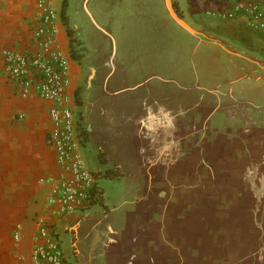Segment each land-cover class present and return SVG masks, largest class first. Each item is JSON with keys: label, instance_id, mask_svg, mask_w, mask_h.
<instances>
[{"label": "crops", "instance_id": "0c3cea01", "mask_svg": "<svg viewBox=\"0 0 264 264\" xmlns=\"http://www.w3.org/2000/svg\"><path fill=\"white\" fill-rule=\"evenodd\" d=\"M115 1L102 5V25L116 42L114 74L121 76L112 92L114 112L102 106V90L82 108L88 134L83 148H89L84 159L91 168L93 155L96 172L117 184L107 189L99 182L102 203L52 218L48 180L59 167L48 137L49 103L17 95L3 70L5 50L33 47L38 0H0V264H33L39 217L54 221L74 264H264V69L190 35L191 59L209 48L245 61L227 77L235 85L227 99L222 90L218 94L228 116L212 123L217 136L207 138L208 123L187 118L188 98L171 102L176 88L205 91L195 88L199 80L186 83L166 71V58H153L132 28L137 22L144 26L138 34L146 35V27L158 23L175 39L178 25L164 0L157 12L146 0ZM233 1L174 0L196 28L264 60V28L250 26L246 15L218 16ZM51 2L60 11L62 0ZM59 37L69 49L63 22ZM73 67L77 87L83 75L74 61Z\"/></svg>", "mask_w": 264, "mask_h": 264}, {"label": "built area", "instance_id": "2783aa9c", "mask_svg": "<svg viewBox=\"0 0 264 264\" xmlns=\"http://www.w3.org/2000/svg\"><path fill=\"white\" fill-rule=\"evenodd\" d=\"M33 22V47L3 52V70L22 98L37 96L49 103L48 137L59 167L48 181L52 187L47 207L52 218L72 211H87L102 203L104 193L98 172L84 159L75 70L69 49L62 46L60 11L51 0H38ZM246 15L252 27L264 28V0H234L218 16L231 19ZM33 248V264H74L66 254L52 219L39 217ZM17 237V235H16Z\"/></svg>", "mask_w": 264, "mask_h": 264}, {"label": "flooded vegetation", "instance_id": "af4514ba", "mask_svg": "<svg viewBox=\"0 0 264 264\" xmlns=\"http://www.w3.org/2000/svg\"><path fill=\"white\" fill-rule=\"evenodd\" d=\"M112 3V4H111ZM116 1L115 0H94L93 4V12L95 16L99 19H102V5H115ZM177 8V4H175ZM97 9H99L98 12ZM73 27L76 29V32H80L77 29L76 22H73ZM106 39L110 41L107 37ZM180 41L182 42V39L179 38ZM111 43V42H110ZM182 44V43H181ZM193 49V47H192ZM189 48L188 53L192 50ZM69 53H70V46H69ZM79 60H75L72 57V60L76 62L79 67L81 68V73L84 76V80L81 81L80 83L77 84V87L75 89V99L78 104V115H79V120L81 123V126L85 129L86 124L84 122V109L82 106L86 103L85 100H89L90 97L98 95L100 91L102 90V106L106 102L113 101L112 98V92L115 88V84L117 83L118 80H120L121 76L120 75H112L109 79L108 85L109 88L106 89L104 86V80L106 75L108 74L110 68L106 60L100 59V55L97 53H92L89 52L88 49L85 47L84 50H78L77 51ZM71 56V54H70ZM189 55H187V62H186V68L185 69H180L177 70L174 68L175 61L172 59L166 58L164 61V66L163 68L167 71H176L178 73V77L182 81H186V83H191V82H196L197 80L200 81L201 85L204 86H210V88H216L217 90L214 91L213 93H209L203 90H195V91H184L181 89L176 88L175 91L171 92V102L174 105H178L180 102L182 103L181 98H193L194 102L193 107H190L192 104V100H187V118L189 119H196L197 121L208 123L210 126V130L207 131L208 137H216L217 134L214 131L215 129L213 128L215 124V121L220 120L225 121V117L228 116L227 113V106L226 104H221L218 106V94L220 90H222L223 96H221L222 99H227L226 92L230 87H234L235 85L228 81L227 77L232 78L233 75V70H239L235 64L242 63L245 64V61L242 59L236 58L234 56L230 57L228 54L221 52L219 50H212L209 48H200L197 50L195 53L193 59L195 62V66H192L190 64V61L188 60ZM160 59H154V63L158 65V63L163 64L162 62H159ZM221 62V67H220V72L217 73L215 71V66L218 64V62ZM188 67V68H187ZM162 68V69H163ZM84 72V74H83ZM229 73V74H228ZM234 76V75H233ZM204 79L205 82H209L208 80H214L215 82L211 83L210 85L203 84L202 78ZM82 80V79H81ZM154 83H163L161 80L154 79ZM170 84L173 85L171 82ZM225 94H224V93ZM156 94H162V93H157ZM126 94L125 96H127ZM179 95V96H178ZM129 100V99H128ZM259 111L260 108L252 109ZM212 128V129H211ZM212 131V132H211Z\"/></svg>", "mask_w": 264, "mask_h": 264}, {"label": "rangeland", "instance_id": "374dc122", "mask_svg": "<svg viewBox=\"0 0 264 264\" xmlns=\"http://www.w3.org/2000/svg\"><path fill=\"white\" fill-rule=\"evenodd\" d=\"M83 1L84 0L79 1V4H77L75 8L76 12L78 13L74 16L75 19L74 21L77 24V27L80 31L79 32L80 35H82V38L85 41V45L88 51L92 52L93 54L94 53H97V55L99 54L100 59L106 60L110 68L109 57L112 52V43H110V41L106 39V36L91 23L90 19L83 11ZM92 3H94V0L92 1ZM146 4L147 6H149L150 8L154 9L157 12L161 7L162 2L161 0H146ZM89 7L91 8L90 5ZM153 20H155V17L153 18ZM98 22L102 25V19H98ZM143 27L144 26H142L141 24L139 25L137 22L133 23L132 25V28L135 31V36L138 39L139 45L142 46L144 50L148 49V51L151 52L150 55H152L153 58L155 56H161L163 58H168V59L170 58L174 61L176 60L174 64V68L180 70L186 68L187 55H189L188 60L190 61V64H192V66H195L194 59H191V54L188 53L189 48H191L193 38L187 32H185L178 26H175V33H174L175 39L168 38V32L164 27H162L158 23H156V25H152L150 23V25L146 27V29H148L147 31L149 32L148 34L146 35L145 33L138 34V30L139 31L144 30ZM178 37L182 39V42L179 40ZM167 39H173V42L172 43L167 42ZM177 41L180 43H177ZM220 67H221V62L219 61L218 64L215 66V71L217 73L220 72ZM201 79L203 84L206 85H210L211 83L215 82L214 80H208L209 82H205L203 77ZM83 80H84V76H82L81 81ZM188 99L192 100V104L189 105H191L190 107H193L194 97L193 98L189 97ZM113 105L114 102L110 101V102H106L103 106L109 107L113 113L114 112ZM172 110H175L174 106H172ZM87 148L88 146L85 147V149L83 148V151L85 150L87 151ZM88 158L92 162V166H91L92 170L96 172V166L94 162L95 157L93 155H90ZM99 182H101L102 185L105 186L107 189L113 187L114 184H117L114 182L112 183L110 180L106 179V177L103 176L99 178ZM241 263L242 262L240 261L237 264H241Z\"/></svg>", "mask_w": 264, "mask_h": 264}, {"label": "water", "instance_id": "95a60500", "mask_svg": "<svg viewBox=\"0 0 264 264\" xmlns=\"http://www.w3.org/2000/svg\"><path fill=\"white\" fill-rule=\"evenodd\" d=\"M91 0H84L83 1V9L86 12L87 16L89 17L91 23L99 30L101 31L105 36H107L111 42H112V52L109 57V64L111 71L108 73V75L105 77L104 85L107 86L110 77L114 74L115 71V65L114 61L116 58V42L115 37L112 34V32L105 28L103 25H101L94 14L92 13L89 2ZM164 5L166 8V11L168 15L172 18V20L184 31H186L189 35L193 36L198 44L206 43V44H212L220 47L222 50H224L228 54H235L240 57H243L245 59H248L252 62H255L259 67L264 69V60H259L255 55L246 52L240 48H238L236 45L228 41L227 39L220 37L218 35L209 33L205 30L196 28L193 24H191L176 8L174 0H164ZM193 59V55H192ZM195 88H202L205 91H208L210 93H213L214 90L208 89L206 87H202L197 81Z\"/></svg>", "mask_w": 264, "mask_h": 264}, {"label": "trees", "instance_id": "16d2710c", "mask_svg": "<svg viewBox=\"0 0 264 264\" xmlns=\"http://www.w3.org/2000/svg\"><path fill=\"white\" fill-rule=\"evenodd\" d=\"M79 1L81 0H62V5L60 9L62 22L70 36V54L71 57L75 60H79L77 51L84 50V48L86 47L82 35H80L79 32H76V29L73 27V22L75 20L74 16L77 13L75 8L77 4H79ZM80 131L82 141L85 142L87 140L86 135L88 134L81 126V124Z\"/></svg>", "mask_w": 264, "mask_h": 264}]
</instances>
